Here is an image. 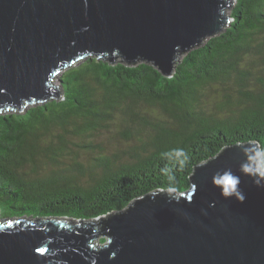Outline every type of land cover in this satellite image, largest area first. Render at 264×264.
Masks as SVG:
<instances>
[{"label": "water", "instance_id": "1", "mask_svg": "<svg viewBox=\"0 0 264 264\" xmlns=\"http://www.w3.org/2000/svg\"><path fill=\"white\" fill-rule=\"evenodd\" d=\"M235 1L0 0V110L59 96L55 77L89 55L170 76ZM261 155L255 141L226 144L187 190L158 188L94 219L0 217V264H264Z\"/></svg>", "mask_w": 264, "mask_h": 264}, {"label": "trees", "instance_id": "2", "mask_svg": "<svg viewBox=\"0 0 264 264\" xmlns=\"http://www.w3.org/2000/svg\"><path fill=\"white\" fill-rule=\"evenodd\" d=\"M228 12L227 26L183 53L170 76L145 60L89 55L61 72L59 96L0 110V217L89 220L158 188L183 192L194 166L226 144L259 143L264 168V0H236ZM223 84L237 85L239 97L208 113L200 90ZM139 99L175 110L180 128H158L132 163L107 156L66 163L73 145H96L72 143L69 134L94 135L116 110L138 118ZM42 164L48 173L40 174ZM87 175L91 182L81 184Z\"/></svg>", "mask_w": 264, "mask_h": 264}, {"label": "rangeland", "instance_id": "3", "mask_svg": "<svg viewBox=\"0 0 264 264\" xmlns=\"http://www.w3.org/2000/svg\"><path fill=\"white\" fill-rule=\"evenodd\" d=\"M80 61L82 60L75 64ZM60 74L55 77V85L60 84ZM231 97H239L237 85L206 86L199 92V103L207 109L208 113L217 112L218 104ZM133 107L138 113V118L132 119L128 113L124 111L120 113L116 110L113 116L104 121L105 125L95 130L94 135L85 137L69 134L72 143H82L85 138H89L96 145L90 150L73 145L74 153L69 158L67 154L66 163L78 161L88 166L94 162L95 157L101 156L114 158L117 163H132L138 155L146 152L142 148L143 142L150 141L156 135L158 128L162 126L172 129L180 128V120L175 117V110L165 109L159 104L143 99L134 102ZM54 129V133H59L57 128ZM98 170L100 171L101 168ZM39 172L46 174L49 172V167L42 164ZM79 182L88 185L91 182L90 177L84 176Z\"/></svg>", "mask_w": 264, "mask_h": 264}, {"label": "flooded vegetation", "instance_id": "4", "mask_svg": "<svg viewBox=\"0 0 264 264\" xmlns=\"http://www.w3.org/2000/svg\"><path fill=\"white\" fill-rule=\"evenodd\" d=\"M165 158V157H164Z\"/></svg>", "mask_w": 264, "mask_h": 264}]
</instances>
